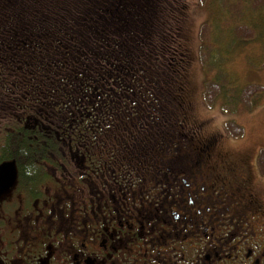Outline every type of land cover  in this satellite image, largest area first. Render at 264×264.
<instances>
[{
  "label": "trees",
  "instance_id": "1",
  "mask_svg": "<svg viewBox=\"0 0 264 264\" xmlns=\"http://www.w3.org/2000/svg\"><path fill=\"white\" fill-rule=\"evenodd\" d=\"M171 1L166 7L160 0H0V59L5 67L0 70L5 82L0 92V143L4 158H17L25 183L34 184L38 170L33 159L50 148L61 156L71 145L86 161L116 162L121 168L138 154L136 163L157 161L160 149L173 152L176 146L178 160H194L191 137L194 145L210 144V154L218 151V130L200 133L195 122L196 131L178 130L190 101L184 112L179 90L181 76L187 75L175 47L182 11ZM239 4L242 18L264 9V0ZM253 26L233 24L227 35L234 44L248 40ZM201 28L200 52L205 54L203 39L211 31L210 22ZM205 64L206 70L212 69ZM204 83V99L222 93V104L231 105L245 95L243 88L236 94L214 79ZM246 88L251 95L261 90L259 84ZM230 93L236 99H230ZM156 112L164 119H155ZM28 115L38 119V130L24 126L33 122L26 120ZM145 115L151 120L140 127L136 118ZM232 119L224 128L239 137L241 127ZM137 130L145 132L141 138ZM261 154L254 163L263 174ZM228 157L224 153L222 159ZM247 175L253 193L260 195L258 179L254 181L251 172Z\"/></svg>",
  "mask_w": 264,
  "mask_h": 264
},
{
  "label": "flooded vegetation",
  "instance_id": "2",
  "mask_svg": "<svg viewBox=\"0 0 264 264\" xmlns=\"http://www.w3.org/2000/svg\"><path fill=\"white\" fill-rule=\"evenodd\" d=\"M3 79L0 71V92ZM26 120L39 129L34 115ZM150 120L136 118L140 127ZM188 145L189 162L174 156L176 146L124 168L86 161L71 145L61 156L50 148L33 159L30 185L0 143V165L14 164L0 193V264H264V198L224 153L210 158V144L192 137Z\"/></svg>",
  "mask_w": 264,
  "mask_h": 264
},
{
  "label": "rangeland",
  "instance_id": "3",
  "mask_svg": "<svg viewBox=\"0 0 264 264\" xmlns=\"http://www.w3.org/2000/svg\"><path fill=\"white\" fill-rule=\"evenodd\" d=\"M160 1H164L166 7L172 3L171 0ZM175 3H179L182 11L180 27L179 23L176 26L179 31L175 33L178 36L175 47L180 59H184L182 73L187 75L186 79L185 75L180 78L179 96L184 112L190 101L186 118L192 121H187L185 112L178 130L180 134L185 133L184 129L196 131L195 123L200 124V133L218 130L222 134L218 151L228 154V162L233 166L245 168L242 172H251L254 181L258 179L256 185L264 198V173L260 174V168L256 161L254 163L257 153L262 152L260 157L264 164V9L249 12L242 18L244 12L240 11L239 3H248V0H176ZM205 21L210 22L211 31L203 39L204 54L200 52V32ZM240 22L254 25V35L234 44L227 32L233 24ZM205 63L212 69L206 70ZM206 79L222 82V88L236 94L243 88L245 95L236 103L228 101L231 105H227L226 101L222 104V93L216 92L213 97L204 99ZM253 84L261 86L255 95L250 94L251 88H246ZM230 94V99H236L233 93ZM245 97L247 102L243 100ZM221 105L226 106L223 108ZM227 119H232L241 127V136L233 137L226 132L224 122Z\"/></svg>",
  "mask_w": 264,
  "mask_h": 264
},
{
  "label": "water",
  "instance_id": "4",
  "mask_svg": "<svg viewBox=\"0 0 264 264\" xmlns=\"http://www.w3.org/2000/svg\"><path fill=\"white\" fill-rule=\"evenodd\" d=\"M13 162H4L0 165V193L1 189L11 185L14 178Z\"/></svg>",
  "mask_w": 264,
  "mask_h": 264
}]
</instances>
